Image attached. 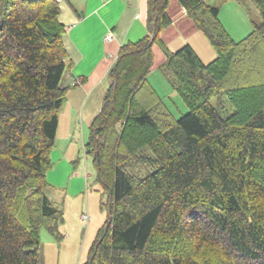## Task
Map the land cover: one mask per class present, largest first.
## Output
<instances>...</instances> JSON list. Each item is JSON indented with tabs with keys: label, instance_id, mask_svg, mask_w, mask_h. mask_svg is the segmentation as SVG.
Returning a JSON list of instances; mask_svg holds the SVG:
<instances>
[{
	"label": "trees",
	"instance_id": "trees-1",
	"mask_svg": "<svg viewBox=\"0 0 264 264\" xmlns=\"http://www.w3.org/2000/svg\"><path fill=\"white\" fill-rule=\"evenodd\" d=\"M168 1L147 0L148 33L120 48L89 127L106 218L83 264H264V0H249L262 23L238 42L219 7L178 0L208 63L161 40ZM58 14L55 0H0V264H39L42 228L63 238L47 181L67 91ZM154 48L178 119L148 81ZM222 96L229 115L210 103Z\"/></svg>",
	"mask_w": 264,
	"mask_h": 264
},
{
	"label": "crops",
	"instance_id": "crops-1",
	"mask_svg": "<svg viewBox=\"0 0 264 264\" xmlns=\"http://www.w3.org/2000/svg\"><path fill=\"white\" fill-rule=\"evenodd\" d=\"M55 1L59 7L58 21L64 27L62 46L66 55L65 70L69 73V83L64 86L67 89L65 100L59 113L56 147L62 140L76 139L85 131L89 133L92 121L100 112L109 84L108 75L120 48L126 43L137 42L148 32L147 0ZM166 12L170 24L161 32L160 38L171 53L190 45L199 58L200 55L206 59L214 57L215 54L209 51V43L178 0H169ZM108 35L111 39L105 40ZM205 44L209 52L205 51ZM153 53L151 72L159 70V65L165 61L156 48ZM59 130L64 133L60 135ZM85 138L82 137L83 142ZM66 156L60 150L58 162L67 163Z\"/></svg>",
	"mask_w": 264,
	"mask_h": 264
},
{
	"label": "rangeland",
	"instance_id": "rangeland-1",
	"mask_svg": "<svg viewBox=\"0 0 264 264\" xmlns=\"http://www.w3.org/2000/svg\"><path fill=\"white\" fill-rule=\"evenodd\" d=\"M206 3L219 7V20L236 42L245 38L253 30L252 24L259 26L262 23L258 11L249 0H226L225 2L206 0ZM209 47V51L214 53L210 45ZM205 51L209 52L206 44ZM200 58L208 63L215 58V55L212 59H206L203 55H200ZM68 74L66 69L60 83L61 87L69 83ZM148 81L175 119L187 112V106L180 96L171 90L162 71L151 72ZM219 99L222 101L219 102ZM210 103L223 115H229L232 112L224 96L213 98ZM63 133L59 130L60 135ZM78 134H81L80 131ZM81 136L86 137L84 142ZM88 138L89 133L85 131L76 139L62 140L61 144H56L51 152L50 160L55 165L47 174V181L53 187L48 197L58 209L63 211V222L58 227L63 238L56 241L44 228L41 229L42 246L39 264H83L98 229L105 221L106 211L101 204L106 201V195L96 182V172L91 158L85 154L84 145ZM60 150L67 155V163L66 161L58 162Z\"/></svg>",
	"mask_w": 264,
	"mask_h": 264
},
{
	"label": "built area",
	"instance_id": "built-area-1",
	"mask_svg": "<svg viewBox=\"0 0 264 264\" xmlns=\"http://www.w3.org/2000/svg\"><path fill=\"white\" fill-rule=\"evenodd\" d=\"M109 39H111V37L108 35L105 40H109Z\"/></svg>",
	"mask_w": 264,
	"mask_h": 264
}]
</instances>
